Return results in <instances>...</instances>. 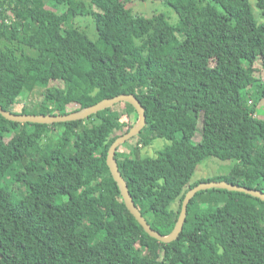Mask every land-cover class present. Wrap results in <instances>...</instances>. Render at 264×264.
Here are the masks:
<instances>
[{"label": "trees", "instance_id": "trees-1", "mask_svg": "<svg viewBox=\"0 0 264 264\" xmlns=\"http://www.w3.org/2000/svg\"><path fill=\"white\" fill-rule=\"evenodd\" d=\"M167 1L176 27L162 14H132L122 0H0V106L73 114L119 94L136 96L147 123L115 159L135 205L162 235L173 230L206 157L236 160L229 176L208 181L264 191V120L255 117L264 79L254 75L258 59L264 67V0H253L259 25L250 0ZM77 17H92L97 41L76 26ZM83 58L96 74L79 65ZM219 82L227 97L218 94ZM34 84L42 98L28 107L21 95ZM135 112L119 102L53 124L0 115V264H264V202L245 193L197 192L173 242L143 230L106 162L113 141L135 125ZM156 138L170 143L155 157L137 154ZM170 192L178 208H155Z\"/></svg>", "mask_w": 264, "mask_h": 264}, {"label": "rangeland", "instance_id": "rangeland-1", "mask_svg": "<svg viewBox=\"0 0 264 264\" xmlns=\"http://www.w3.org/2000/svg\"><path fill=\"white\" fill-rule=\"evenodd\" d=\"M46 1V0H44ZM126 7L130 10L132 14H139L144 16H151L154 14H162L168 25L176 27L179 25V18L176 12L173 10V8L169 5L167 0H122ZM251 4V14L254 18V21L257 25L262 23V19L260 17V14L258 10L254 7L253 0H250ZM93 9V8H92ZM76 26L80 27L85 31L87 36L92 41H97V32L95 28L94 21L92 17H77L75 19ZM79 65L87 72L91 74H96V71L94 68L87 62L86 59H81L79 61ZM254 75L256 77L261 76L264 79V67L262 66V62L260 59H258L254 63ZM34 89L31 90V92L23 91L21 95L22 102L30 107L33 105L37 100H40L42 97L40 96L41 91L43 90V87H39L38 84H34ZM218 94L222 97H227L228 93V87L227 84L224 82H219L218 85ZM46 100L50 102L52 100L51 95H48L46 97ZM250 102V101H249ZM124 108V105L122 106ZM16 107L14 111H17ZM16 114V113H15ZM255 117L260 120H264V100L258 101L256 107H255ZM127 119L126 116L123 117V120L125 121ZM132 121L136 123L138 121V114L137 112L132 113ZM200 129L201 124L198 125V132L193 138V143L197 144V142L200 140ZM31 130V129H29ZM55 135L52 137V142L54 144H57L59 140V135L62 133L61 128H57L56 131H54ZM146 138L150 136V134L144 135ZM176 139H180V134L176 135ZM170 143L169 141L156 138L154 139L150 145L140 147L137 154L139 156H149V157H155L159 151H161L166 144ZM51 162H55L57 160L56 154L50 155ZM236 164V160H227V161H221L213 157H206L200 163L197 165V168L193 175L191 176L189 183H201V182H207L210 179H214L217 177H225L229 176L231 169ZM244 169L241 170L240 174H243ZM178 197L175 195V193L170 192L166 194L165 196L161 197L155 204V208L159 209L162 206H168L172 209L178 208ZM147 217H150L149 213H146ZM79 236L85 237L83 233H79Z\"/></svg>", "mask_w": 264, "mask_h": 264}, {"label": "water", "instance_id": "water-1", "mask_svg": "<svg viewBox=\"0 0 264 264\" xmlns=\"http://www.w3.org/2000/svg\"><path fill=\"white\" fill-rule=\"evenodd\" d=\"M119 102H127L134 107L138 114V121L135 125L130 128L127 132L119 135L111 144L108 155H107V165L109 167L110 173L113 177V180L117 184L121 196L124 200L125 206L130 212V214L135 218V220L139 223V225L143 228V230L155 240L162 243H170L179 237L180 233L183 230V226L185 223L186 215H187V207L190 200L193 196L200 191L208 190L211 188L224 189L228 191L241 192L252 197H255L262 202H264V191L259 190L257 188H250L246 186H241L239 184H233L227 181H207L196 184L187 190L184 195V198L181 203V209L175 223L173 230L168 235H162L155 229H153L150 224L146 221L144 216L142 215L139 208L135 205L132 196L129 193L127 184L123 179L116 159H115V151L118 146L132 137L138 135L141 130L146 126V114L145 108L142 106L141 102L134 96L133 94H119L112 98L103 99L100 102L85 108L77 113L73 114H57V115H35V114H15L4 110L0 106V115L8 121L18 122V123H32V124H53L60 122H71L76 120H82L86 117L96 114L97 112L104 110L108 107H111Z\"/></svg>", "mask_w": 264, "mask_h": 264}]
</instances>
